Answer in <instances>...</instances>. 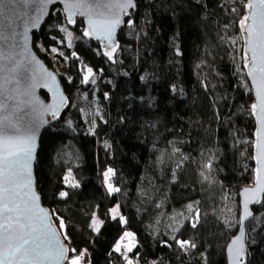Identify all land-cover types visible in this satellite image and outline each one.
Masks as SVG:
<instances>
[{"label": "trees", "instance_id": "16d2710c", "mask_svg": "<svg viewBox=\"0 0 264 264\" xmlns=\"http://www.w3.org/2000/svg\"><path fill=\"white\" fill-rule=\"evenodd\" d=\"M136 2L134 26L125 24L119 34L117 63L84 37L83 20L71 28L59 7L34 35L35 46L62 50L71 75V83L62 77L70 105L41 138L39 193L58 227L57 217L64 219L60 231L68 247L86 249L90 264H126L113 252L124 231L135 234L134 264H227L226 248L239 228V193L254 184V94L242 86V62L231 44L239 17L230 9L243 11L242 4ZM61 27L71 30L72 48L66 39L59 43L66 37ZM84 65L93 68L95 84L82 83ZM209 161L210 171L204 167ZM69 167L78 188L65 186ZM107 168L115 172L110 183L119 193L108 192ZM60 191L69 196L60 198ZM116 204L125 225L108 216ZM94 213L105 221L99 233L90 227ZM254 217L247 224V261L264 264V204ZM174 235L197 247L181 251Z\"/></svg>", "mask_w": 264, "mask_h": 264}, {"label": "snow or ice", "instance_id": "6c2138e0", "mask_svg": "<svg viewBox=\"0 0 264 264\" xmlns=\"http://www.w3.org/2000/svg\"><path fill=\"white\" fill-rule=\"evenodd\" d=\"M61 2L64 4L67 23L74 25L76 23L74 17L86 16L88 28L83 35L100 40L103 51L99 54L112 63H117L116 54L120 45L116 40V29L122 23H126L129 27L134 26L135 22L130 18L128 11L136 7L134 0H61ZM239 2L243 11L237 7L230 9L239 17L235 21L239 32L231 40V44L242 62V68L238 69L241 79L246 81L242 86L254 94L250 114L257 122L253 155L250 157L256 164L253 169L255 187L243 189L246 199L243 205L244 214L239 221L242 225L243 221L250 217L255 219L254 214L248 210L249 203L264 204V200L261 199V195L264 194V0H239ZM53 3L54 0H0V45L4 46L0 48V61H3L0 63V73H3L0 76V96L4 97V100L0 101V264H64L65 261L67 264H81L87 253L86 249L78 251L61 242L49 210L41 206L40 197L34 188L33 162L37 153L36 134L40 125L47 123L43 119V113L50 112L52 117H57L64 99L61 97L57 103L38 107L39 102L34 95L38 86L37 69L35 67L31 69L32 83H23V86H21L22 80L12 75L24 67L25 60L29 65L33 64L35 58L28 59L26 56L28 32L39 26L40 20L49 14L48 5ZM122 16L129 18L122 21ZM17 27L23 29V45L16 40L17 35H20L16 31ZM60 31L66 33V37L61 38L59 43L63 44L66 39L67 47L72 48V32L65 27H61ZM240 41L243 42L242 47L235 48ZM50 50L58 52L56 47ZM59 54L64 55L63 52ZM176 54L180 55V52L177 50ZM71 55L77 60L80 59L76 52H72ZM41 71H44L47 77L55 79L51 73H46L42 66ZM81 71L84 73L82 83H96L92 67L84 65ZM69 83H71L70 77ZM10 84L14 85L11 89L8 87ZM21 97L26 99L22 100ZM9 99L16 101L11 108L5 102ZM26 107L29 108L28 112H24ZM91 123L94 125L95 120ZM204 167L210 171L211 161ZM102 175L109 194L121 191L119 187H113L110 183L112 176L115 175L112 168H107ZM201 175L203 176L204 173L201 172ZM204 178L208 179V176ZM74 180L72 169L69 167L63 177L65 186L78 188L80 185L78 182H73ZM68 196L67 191L59 192L60 198ZM120 208L121 205L116 204L108 209V216L111 220H118L121 225H125L128 221L120 214ZM187 208L190 212L193 210L191 204ZM54 214L53 211L52 215ZM200 215L197 209L194 213L197 223ZM57 220L59 229H66L64 219L57 217ZM104 223L105 221L98 220L94 213L90 227L99 233ZM196 226V223L191 224L193 228ZM174 231L179 232V229ZM125 238L131 243L123 245L122 252L121 241ZM64 239H69L66 232ZM171 239L184 252L189 248L197 247L193 241L180 239L175 235ZM134 241L135 234L124 231L114 245L113 252L121 253L126 264H134V257L139 255L138 252L134 253V249L137 248ZM163 243L167 247H172V244L166 240ZM227 250L232 254V264H248L243 227ZM129 253H134V256L130 257ZM135 264H139L138 260H135Z\"/></svg>", "mask_w": 264, "mask_h": 264}, {"label": "water", "instance_id": "95a60500", "mask_svg": "<svg viewBox=\"0 0 264 264\" xmlns=\"http://www.w3.org/2000/svg\"><path fill=\"white\" fill-rule=\"evenodd\" d=\"M134 3L136 5V7L134 9H129V13H130V17L132 15L133 12H135L137 10V2L136 0H134ZM61 8V10L64 13L65 16V12H64V4L61 2V0H54L53 4L48 5V15H45L39 22V26L36 28L31 29L28 32V41H27V53L26 56L28 59L31 58H35L34 62L32 65H29L27 63V60H25L24 62V67L19 69L17 73H13L12 75L16 76L17 79L22 80V85L23 83H32V79H31V69L33 67H35L37 69V79H36V83L38 84V86L35 88V99L39 102V104L37 105L38 107L40 106H47V105H51L53 103H57L59 102V100L61 99V97H63L64 99V103L62 104V106L60 107V111L58 113L57 117H52V115L50 114V112H44L43 113V119L45 121H47V123L41 124L36 137H37V153H36V159L33 162V180H34V188L36 193L39 195L40 197V204L43 208L48 209V207L44 204L43 199L39 193L38 190V185H37V178H36V172H35V167H36V162H37V157H38V153L40 150V145H41V138L43 136L44 131L49 127V125H51L52 123L58 121L61 118V115L63 113L64 110H66V108L70 105V98L68 96V94L65 91V87L63 84V80L62 77L46 62V60L36 51L35 49V40H34V35L38 32H40V30L43 28V26L45 25V23L47 22V20L49 19L52 11L54 8ZM66 18V16H65ZM129 18V16H122L121 19L122 21H126ZM74 19L76 20H83L84 24H85V29L88 28V18L86 16H76L74 17ZM67 21V19H66ZM76 23L74 25H70L68 24L71 28H74ZM126 23H122L119 27H117L116 29V40L120 45V41H119V34L121 32V30L125 27ZM84 29V31H85ZM17 33H19L20 35H17L16 40L17 42H19L20 45H23L24 41L22 39V27H17L16 28ZM85 37V36H84ZM88 41H91L93 43H98L100 46H102L101 41L95 39V37H85ZM3 45H0V48H3ZM103 48V47H102ZM120 49V48H119ZM119 49L117 50V53L119 51ZM19 51V49H17ZM35 62H38L35 63ZM0 63H3V61H0ZM41 66L43 70H46V73H51L52 77H54L55 79L53 80L51 77H47L44 73V71H41ZM246 71V70H245ZM3 73H0V76H2ZM44 78H41V77ZM14 85H8L9 89H11ZM43 93H45L48 98H46ZM20 99H26L25 97H21ZM4 97L0 96V101H3ZM8 105L9 108H11L13 105H15L16 101L14 100H6L5 101ZM29 108H25L24 112H28ZM21 115L23 113H20ZM25 119H27V117H25ZM255 119V118H254ZM256 122V120H255ZM256 128H257V122H256ZM255 163V161H254ZM256 167V164L254 166V168ZM255 187V183L252 186H249L248 188H253ZM239 198H240V220L242 215L244 214V202L246 199V195L244 194L243 190H241V192L239 193ZM250 199V197H247ZM261 199L264 200V194L261 195ZM261 204H255V203H249L248 204V210L251 211L254 214V209L257 207H260ZM49 210V209H48ZM50 216H51V220L53 223V226L57 229L58 235L60 236L61 242L63 244H65L68 247L67 241L64 239V237L62 236V233L59 229V227L56 224V221L54 219V216L52 215L51 211L49 210ZM253 218L250 217L248 220L243 221V224L241 225V223H239V228H238V232L236 234L239 235L240 233V229L241 227H243L244 229V233H245V248H246V252L248 254V241H247V224L249 221H251ZM239 220V221H240ZM235 237V236H234ZM234 237L232 238V240L234 239ZM231 240V241H232ZM231 241L229 242V244L227 245L226 248V257H227V264H232V254L228 252V246L231 244ZM64 264H67V262L65 261Z\"/></svg>", "mask_w": 264, "mask_h": 264}, {"label": "rangeland", "instance_id": "374dc122", "mask_svg": "<svg viewBox=\"0 0 264 264\" xmlns=\"http://www.w3.org/2000/svg\"><path fill=\"white\" fill-rule=\"evenodd\" d=\"M69 31H71L70 29H68ZM241 45H239L238 47H242V41ZM52 48V47H51ZM46 49L44 48L39 42L36 44L35 49L36 51L43 57H45L49 63V65L61 76L64 77L67 81H69V77L71 78L69 69H68V59L67 58H63L64 55H60L59 53L62 52L61 49H59L58 47H56L58 49V52H52L50 49ZM72 176L74 177L73 173ZM71 179V177H70ZM73 182H77L76 179ZM125 244H130L131 241L128 238H125ZM136 244V239L134 241ZM124 244V245H125ZM124 249V248H123ZM81 264H90L87 262V258L85 255V258L81 261Z\"/></svg>", "mask_w": 264, "mask_h": 264}, {"label": "built area", "instance_id": "2783aa9c", "mask_svg": "<svg viewBox=\"0 0 264 264\" xmlns=\"http://www.w3.org/2000/svg\"><path fill=\"white\" fill-rule=\"evenodd\" d=\"M85 63H87V62L85 61ZM125 243H126L125 240H123V241L121 242V244H122V252L124 251V249H123V245H124ZM86 258H87V262L90 263V259H89V257L86 256Z\"/></svg>", "mask_w": 264, "mask_h": 264}]
</instances>
